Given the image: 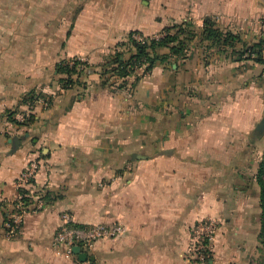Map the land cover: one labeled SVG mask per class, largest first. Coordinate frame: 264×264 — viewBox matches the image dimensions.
I'll list each match as a JSON object with an SVG mask.
<instances>
[{
  "label": "crops",
  "instance_id": "1",
  "mask_svg": "<svg viewBox=\"0 0 264 264\" xmlns=\"http://www.w3.org/2000/svg\"><path fill=\"white\" fill-rule=\"evenodd\" d=\"M208 17L245 43L264 38V0H0V264H78L52 246L64 214L81 226H123L94 244L93 264H189V231L203 219L218 224L213 264H248L259 243V231H247L261 212L248 162L264 65L219 52L205 59L195 44L177 62L137 71L130 91L99 75L128 33L158 37L182 22L200 33ZM71 58L92 67L84 88L61 90L56 65ZM31 91L53 95L50 108L37 105L25 126L9 121ZM31 158L47 206L6 238L4 202Z\"/></svg>",
  "mask_w": 264,
  "mask_h": 264
},
{
  "label": "trees",
  "instance_id": "2",
  "mask_svg": "<svg viewBox=\"0 0 264 264\" xmlns=\"http://www.w3.org/2000/svg\"><path fill=\"white\" fill-rule=\"evenodd\" d=\"M134 34H141L132 31L117 43L111 54L99 66V75L102 85L112 89L132 90L138 81L137 71L142 70L143 74L152 71L156 63H165L170 58L174 62L188 56L192 46L200 44L203 46L204 57L213 52L226 55H236V60H249L264 65V38H259L253 42L245 43L237 32L221 29L215 18H205L200 33L196 32L192 23L182 22L172 24L161 31L159 38L146 36L144 43H138L133 39ZM204 44V45H203ZM167 48L168 54L160 55L159 50ZM73 63L70 65L69 61ZM92 67L88 62L78 58H71L59 62L56 65V73L59 76L58 84L61 90L76 87L84 88L86 84V71ZM134 79V81H133ZM45 97L41 92H29L22 97V105H31L38 98ZM50 103V101H49ZM16 111H9L6 115L9 121L17 125H28L34 115H30L24 122L15 120ZM259 187V207H260V231L258 241L264 243V163L259 166L256 175ZM48 193L44 191L43 199L48 201ZM6 214H4L5 219ZM92 263V262H91Z\"/></svg>",
  "mask_w": 264,
  "mask_h": 264
},
{
  "label": "built area",
  "instance_id": "3",
  "mask_svg": "<svg viewBox=\"0 0 264 264\" xmlns=\"http://www.w3.org/2000/svg\"><path fill=\"white\" fill-rule=\"evenodd\" d=\"M159 37L152 38L157 39ZM133 39L138 43H144L147 38L141 34H134ZM79 60L84 61L82 59ZM72 63L70 60L69 64L71 65ZM48 102L46 98L41 97L36 101L34 100L31 105H24L26 109L19 113L15 120L24 122L26 118L34 114L37 104L47 106ZM39 168V160L31 158L16 176L14 181L15 197L4 202L6 216L2 229L6 238H16L20 234L24 217L27 214L42 211L47 206L46 201L43 199L45 190L36 186L35 183ZM123 230V226L119 223L77 225L70 215L64 214L62 216V225L53 235L52 246L55 250H62L63 255L67 258L75 257L78 264H93L90 261L80 262L77 255L72 252L73 247H78L81 253L89 256L98 240L113 238L123 232ZM217 230L218 224L212 219L200 220L190 228L189 254L187 255L189 264H213L212 246Z\"/></svg>",
  "mask_w": 264,
  "mask_h": 264
},
{
  "label": "rangeland",
  "instance_id": "4",
  "mask_svg": "<svg viewBox=\"0 0 264 264\" xmlns=\"http://www.w3.org/2000/svg\"><path fill=\"white\" fill-rule=\"evenodd\" d=\"M258 21L259 22L263 21V23H264V19L263 18H259ZM247 40H248V42H251L250 38H248ZM205 59H206V57H205ZM53 97H54L53 95L50 96V95H46L45 94V97H43V98H46L48 101H50V103L48 102L47 106H43L41 104H40L41 106L39 104H37V105L40 106L41 108H50V106L52 105ZM251 138L256 139L257 143H255L254 145L249 146L251 153H253L252 157L253 156L254 157L251 160H249L248 168L250 169V172H251L250 174L255 176V174L257 175V173H258L260 164L264 163V136L262 138H260V137H258V135H256L254 132H252L251 133ZM257 138H260V139H257ZM249 179H252V177H250ZM251 211L253 213H251L250 215H251L252 220H254L255 217L257 216L254 213L255 209H252ZM256 212H257V210H256ZM257 217L259 218V220H258L259 222L258 223L252 222L253 225L250 224L248 226V227H250L247 230L248 233L249 232L251 233L255 229H256L257 232L260 231V226H261L260 213L258 214ZM252 240H253V237H251V234H248L247 246L249 245L250 248H253V241ZM257 244H258L259 247L257 246L256 250L250 249L251 255H249L247 257L248 264H264V243L263 244L257 243Z\"/></svg>",
  "mask_w": 264,
  "mask_h": 264
},
{
  "label": "water",
  "instance_id": "5",
  "mask_svg": "<svg viewBox=\"0 0 264 264\" xmlns=\"http://www.w3.org/2000/svg\"><path fill=\"white\" fill-rule=\"evenodd\" d=\"M254 132L256 135H258V137H261L264 135V112L262 115V118L260 119V121L256 124ZM72 252L77 255L78 260L80 262H86V261H93V258L91 256H88L85 253H81L80 249L78 247H73Z\"/></svg>",
  "mask_w": 264,
  "mask_h": 264
}]
</instances>
